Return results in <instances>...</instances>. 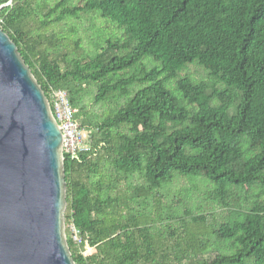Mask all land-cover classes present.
<instances>
[{
    "label": "trees",
    "instance_id": "1",
    "mask_svg": "<svg viewBox=\"0 0 264 264\" xmlns=\"http://www.w3.org/2000/svg\"><path fill=\"white\" fill-rule=\"evenodd\" d=\"M0 29L87 132L75 264H264V0H0Z\"/></svg>",
    "mask_w": 264,
    "mask_h": 264
},
{
    "label": "water",
    "instance_id": "2",
    "mask_svg": "<svg viewBox=\"0 0 264 264\" xmlns=\"http://www.w3.org/2000/svg\"><path fill=\"white\" fill-rule=\"evenodd\" d=\"M64 160L48 97L0 29V264H75Z\"/></svg>",
    "mask_w": 264,
    "mask_h": 264
},
{
    "label": "built area",
    "instance_id": "3",
    "mask_svg": "<svg viewBox=\"0 0 264 264\" xmlns=\"http://www.w3.org/2000/svg\"><path fill=\"white\" fill-rule=\"evenodd\" d=\"M48 100L62 133L63 154H67L71 160L80 162L79 153L88 150L86 145L87 133L75 118V111L70 103L68 93L65 90H51ZM72 237L75 242L79 243V232L70 227Z\"/></svg>",
    "mask_w": 264,
    "mask_h": 264
},
{
    "label": "rangeland",
    "instance_id": "4",
    "mask_svg": "<svg viewBox=\"0 0 264 264\" xmlns=\"http://www.w3.org/2000/svg\"><path fill=\"white\" fill-rule=\"evenodd\" d=\"M81 26L83 29L87 30L89 36L91 37V39L97 40V42H101L99 38H95V31H97L98 29H105L103 24L100 21H95L93 24H89L88 22H86V20H83L81 23ZM106 36V35H105ZM86 45H89V42H86ZM187 72L191 75V77H193L194 79L200 80V79H204L205 80V76L203 71L195 66H191L187 69ZM87 133V132H86ZM184 187V185L178 186L177 189L173 188L172 191H180V189ZM200 195L194 194L191 198L193 199V203L195 204H199V199H200ZM166 201V200H165ZM222 212L221 209H217V213L220 214ZM66 233V230H65Z\"/></svg>",
    "mask_w": 264,
    "mask_h": 264
},
{
    "label": "bare ground",
    "instance_id": "5",
    "mask_svg": "<svg viewBox=\"0 0 264 264\" xmlns=\"http://www.w3.org/2000/svg\"><path fill=\"white\" fill-rule=\"evenodd\" d=\"M37 81H38V80H37ZM86 151H87V150H86ZM86 151H85V152H86Z\"/></svg>",
    "mask_w": 264,
    "mask_h": 264
}]
</instances>
